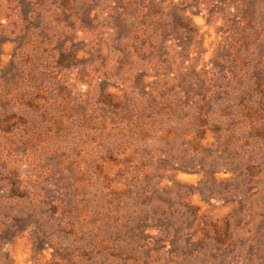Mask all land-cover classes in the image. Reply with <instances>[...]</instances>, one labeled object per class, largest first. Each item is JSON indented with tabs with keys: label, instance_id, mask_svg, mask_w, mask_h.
Here are the masks:
<instances>
[{
	"label": "rangeland",
	"instance_id": "rangeland-1",
	"mask_svg": "<svg viewBox=\"0 0 264 264\" xmlns=\"http://www.w3.org/2000/svg\"><path fill=\"white\" fill-rule=\"evenodd\" d=\"M0 264H264V0H0Z\"/></svg>",
	"mask_w": 264,
	"mask_h": 264
},
{
	"label": "trees",
	"instance_id": "trees-1",
	"mask_svg": "<svg viewBox=\"0 0 264 264\" xmlns=\"http://www.w3.org/2000/svg\"><path fill=\"white\" fill-rule=\"evenodd\" d=\"M186 11V10H185ZM184 16L186 17V18H188L189 19V15L188 14H185L184 13ZM186 22H187V20H186ZM193 22H188L187 24H185V25H183V27L185 28V29H188V25L189 24H192ZM193 25V24H192ZM195 25V24H194ZM195 138H197L198 139V137H195ZM128 161H130V160H128ZM130 187V186H129ZM161 188H165V187H161ZM160 190V189H159ZM154 192L156 191L155 189L153 190ZM148 193V192H147ZM153 193V192H152ZM149 194V193H148ZM154 194V193H153ZM142 195H144V194H142ZM149 195H151V194H149ZM152 196V195H151Z\"/></svg>",
	"mask_w": 264,
	"mask_h": 264
}]
</instances>
